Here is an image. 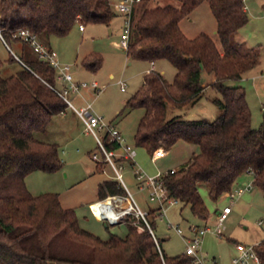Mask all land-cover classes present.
I'll list each match as a JSON object with an SVG mask.
<instances>
[{"label":"trees","instance_id":"16d2710c","mask_svg":"<svg viewBox=\"0 0 264 264\" xmlns=\"http://www.w3.org/2000/svg\"><path fill=\"white\" fill-rule=\"evenodd\" d=\"M178 1L179 6L145 7L144 0L139 17L133 16L128 57L168 60L176 74L168 82L161 72H148L119 115L144 110L134 140L151 154L159 147L170 150L180 140L197 147L191 161L174 173L168 171L162 181L170 197L206 221L210 211L200 193L201 184L216 202L251 170L254 186L264 194V102L262 124L253 128L245 88L228 83L240 82L258 64L256 54L243 55L231 43L232 36L249 21L244 0ZM203 2L209 3L216 18L219 44L206 34L189 39L181 30V20ZM115 16L111 0H0V30L7 43L22 42L14 37L21 29L39 38H62L77 24L109 25ZM23 46L33 51L28 43ZM24 53L20 57L32 71L22 67L3 78L0 61V264H193L185 253L165 254L161 240L159 253L143 224L139 231L127 221L125 237L112 234L102 240L80 226L76 212L63 208L57 194L33 195L27 189L25 178L31 173H55L64 166L58 145L38 134H47L52 117L68 105L47 85H56L55 69L37 54L29 58ZM11 61H16L13 55ZM102 63L100 55L90 53L82 65L96 73ZM204 72L215 79L211 85L221 95L215 103L222 113L212 122L179 116L167 119L169 106L194 104L202 96ZM105 144L118 149L108 138ZM124 193L114 179L100 183L97 189L98 200ZM149 211L154 229L158 209ZM61 245L73 253L63 252ZM257 253L264 264V241Z\"/></svg>","mask_w":264,"mask_h":264},{"label":"rangeland","instance_id":"374dc122","mask_svg":"<svg viewBox=\"0 0 264 264\" xmlns=\"http://www.w3.org/2000/svg\"><path fill=\"white\" fill-rule=\"evenodd\" d=\"M117 1L111 0L115 11H117L115 6ZM244 4L245 7H248L249 21L232 36L231 42L243 55L253 56L256 54L258 64L248 70L240 82L229 81L228 83L229 85H242L245 88L252 111V127L257 129L263 121L264 0H244ZM158 5L178 6L180 2L178 0H145V7ZM139 7L136 11V18L139 17L142 9ZM118 16L116 15L111 20L110 27L104 24H85L86 31L80 32L77 24L66 37H41L39 40L47 46V43H50L60 55L67 53L66 62L59 61L71 66L70 72L76 82L89 84V87L82 89L81 95L68 94L74 105L79 108L87 102L92 103L94 111L107 122L115 124L126 143L135 147L137 167L141 168L148 176H157L159 166L166 167L171 158L164 157L154 162L151 153L145 148L135 145V132L144 110L133 109L119 115L125 101L142 86L146 72L151 69V64L147 61L128 58L126 50L120 46L123 20ZM180 24L181 30L187 38L193 39L200 34H206L213 37L219 44L216 34L217 21L208 2L198 5L188 17L181 20ZM110 28L112 34L109 32ZM8 45L9 47L0 37L1 76L3 78L15 75L22 69V65L17 61H11L12 52L18 56L25 52V56L29 58L36 57V54L28 46H23L22 42L11 40ZM85 53L88 55L95 53L102 57V67L96 73L87 70L82 65ZM154 63L155 70L163 72L168 82L174 80L176 68L168 60ZM93 81L98 83L99 90L91 88L90 85ZM120 81L125 84V91L121 90ZM202 83H205L202 96L194 104L182 107L169 106L167 119L179 116L188 120L212 122L222 113L221 108L215 103V100L221 98V95L211 85V77L206 72L202 74ZM56 86L61 87L62 84L56 81ZM47 129V134H38V137L58 145L59 155L64 166L55 173L43 171L31 173L25 178L27 189L33 195L57 194L63 208L76 212L80 226L102 240H108L112 234L125 237L128 234L125 224L127 221H130L139 231H143L141 223L133 215L128 217L125 223L108 227L97 216L93 205L98 200V185L114 179L115 173L110 164L98 165L92 159V154L99 151L98 145L93 135L85 130V126L73 110L67 107L61 114L54 115ZM181 157L183 158V156ZM116 163L119 167L121 166L120 172L140 207L143 210L154 208L155 204L149 201L147 191H139L137 187L132 163L126 160L117 161V159ZM242 176L248 179V183H252L254 180L252 174L244 173ZM234 190H236L235 187L232 191L234 192ZM254 190H257L255 197L252 198L245 194L242 205V203H238V200L232 202L229 197H221L215 202L210 199L206 185H200L201 194L210 205L211 220L214 221L218 208H223L225 205L233 207V212L224 223L222 235L208 233L204 239L202 250L209 259L216 258L219 264H228L235 253V242L240 243L241 246H247L258 241V238L264 240V195L260 189L255 188ZM168 213L171 222L179 224L184 230H187L191 224L199 225L201 223L193 215L189 206H185L183 203L172 206ZM260 221H262L261 225H259ZM154 230L161 240L165 254L172 257L184 253L185 241L176 232L169 230L165 221L157 218ZM59 249L67 254L73 253L71 248L63 245Z\"/></svg>","mask_w":264,"mask_h":264},{"label":"built area","instance_id":"2783aa9c","mask_svg":"<svg viewBox=\"0 0 264 264\" xmlns=\"http://www.w3.org/2000/svg\"><path fill=\"white\" fill-rule=\"evenodd\" d=\"M144 0H118L115 4L117 12L124 16L123 26L121 27V39L120 46L127 51L132 33V18L136 14L137 8L143 3ZM84 24H79V29L83 31ZM0 37L4 44L9 47L8 43L4 39L0 30ZM15 38H18L23 43H28L37 56L48 62L56 71V80L59 81L62 86L47 85L61 98L68 107H70L82 121L85 126V130L91 133L96 140L99 151L92 154V159L99 164H110L112 167L116 180L119 185L125 190L124 194L109 195L108 197L98 200L93 208L101 218V220L107 225H116L125 223V220L132 215L136 217L139 223L143 224L152 235L156 248L159 253L162 254L160 246V238L156 235L155 230L150 224V211L143 210L133 193L130 191L127 183L124 180L120 168L116 163L117 161H130L134 168V176L137 181L139 191H147L149 201L155 204L158 209L157 218L166 222L167 228L176 232L186 244L184 253L193 259V264H219L216 258L209 259L203 252V242L208 233L221 236L223 233L224 223L227 220L231 210V205H225L216 214L212 224L205 223L204 225L191 224L187 230H184L179 224L171 222L168 216L169 209L180 203L179 199L169 196L163 181L162 176L165 174H158L157 176H148L141 168L137 167L136 157L137 151L134 146L126 143L121 131L115 124L107 122L102 116L97 114L93 105L87 102L81 107H77L68 97L69 93L81 95V91L84 88L89 87L87 82H76L73 74L70 72L71 66L69 64H62L58 59V53L51 47L42 43L39 37L33 34L29 29H21L14 34ZM16 61L22 65V67L32 71L21 59L20 56L12 52ZM121 90L125 91V84L120 81ZM91 88L99 90L98 83L93 81ZM101 90V89H100ZM108 138L110 142L115 143L118 146L117 150L108 149L105 144V139ZM119 152V153H118ZM166 156V150L163 147H159L152 154V160L154 162ZM176 169H171L170 172L174 173ZM168 173V172H167ZM247 173L253 175V171L249 170ZM254 187V183H248L243 188H238L225 193V197L233 199L235 196H240L244 191L251 190ZM96 207V208H95ZM209 220V219H208ZM207 220V221H208ZM262 222H259L261 225ZM261 242H255L247 246H241L239 252L232 258L230 264H261L260 257L257 253V247Z\"/></svg>","mask_w":264,"mask_h":264},{"label":"crops","instance_id":"0c3cea01","mask_svg":"<svg viewBox=\"0 0 264 264\" xmlns=\"http://www.w3.org/2000/svg\"><path fill=\"white\" fill-rule=\"evenodd\" d=\"M179 6V5H178ZM246 8V11L248 12V7L246 6L245 7ZM138 9V8H137ZM137 11V10H136ZM116 12V15H119L118 17H119V19H121V20H123V22H124V16L122 15V14H120V13H118L117 11H115ZM110 25L111 24H109V25H106L107 27H110ZM85 26V25H84ZM180 27H181V24H180ZM79 29V28H78ZM79 31L80 32H85L86 31V27L84 28V30L83 31H81L80 29H79ZM109 32H110V34H112V29L110 28L109 29ZM51 38H53V37H51ZM231 41H232V38H231ZM49 42H50V40H49ZM232 43V42H231ZM48 44V46L49 47H51V48H53L51 45H50V43H47ZM88 55V53H85V55H83V59L85 58V56H87ZM58 57H60L59 58V60L62 62V63H64V62H66V60H67V53H65V54H62L61 53V55L60 54H58ZM72 58V57H71ZM129 58V57H128ZM150 64H151V69L150 70H148L147 72H146V74L148 73V72H150L151 70H155V67H154V65H155V63L154 62H150ZM160 72V71H159ZM162 74H163V72H161ZM164 75V74H163ZM210 77H211V84L214 82V77L212 76V75H209ZM165 77V76H164ZM145 78V77H144ZM243 79V78H242ZM77 82H79V81H77ZM143 82H144V80H143ZM203 86H204V88H205V83L203 84ZM126 102V101H125ZM73 112H74V110H73ZM75 113V112H74ZM76 114V113H75ZM77 115V114H76ZM80 119V118H79ZM82 122V121H81ZM197 153V147L196 146H194V145H191V144H189V143H187V142H185V141H183V140H180V141H178L170 150H166V156L165 157H170L171 159H170V163L166 166V167H160L159 166V168H158V171H157V173H156V175H158V174H165V173H167L168 171H170L171 169H179V168H181L184 164H186L187 162H189V161H191V159L193 158V156L195 155ZM181 156H183V158L181 157ZM164 158V157H163ZM162 159V158H161ZM160 160V159H159ZM157 162V161H156ZM89 172H90V170H89ZM254 178V177H253ZM249 181H248V179H246L245 178V176H240L238 179H237V181L235 182V184H234V186L233 187H235L236 189H240V188H243L247 183H248ZM26 186H27V183H26ZM28 187V186H27ZM138 187V186H137ZM258 189L257 187H255L254 186V188H252L251 190H247V191H244L243 193H242V195H240V196H235L233 199H231L230 198V200L232 201V202H234L235 200H238V203L240 202V203H242V205H243V196L245 195V194H248L249 195V197H255V195H256V191L257 190H254V189ZM205 190V189H204ZM208 191V190H207ZM206 191V192H207ZM200 193H201V191H200ZM208 193V192H207ZM35 195V194H34ZM202 195V194H201ZM264 195V194H263ZM98 196V195H97ZM203 197V196H202ZM222 197H224L225 198V194L224 195H222ZM203 199H204V201H205V203H206V205H207V207H208V209L210 208L209 206V204H208V202L205 200V198L203 197ZM98 201V200H97ZM245 201V200H244ZM232 206V205H231ZM233 208V207H232ZM221 209V208H220ZM219 208L217 209V211H216V214L219 212V210H220ZM233 212V209L231 210V212H230V214ZM230 214H229V216H230ZM229 216H228V218H229ZM211 218H212V216H211V214L209 215V220L207 221H200L201 223L199 224V225H204L205 223H210V224H212L213 223V220H211ZM227 218V219H228ZM262 222V221H261ZM213 234V233H212ZM258 241H255V242H262V241H264V240H262L261 238H258L257 239ZM252 244V243H251ZM245 245V244H244ZM248 245H250V244H248ZM243 246V245H242ZM241 247V244L240 243H238V242H235L234 243V249H235V253H234V256L240 251L239 250V248ZM205 254V253H204ZM207 255V254H206ZM233 256V257H234ZM232 257V258H233ZM231 262V261H230ZM230 262L228 263V264H230Z\"/></svg>","mask_w":264,"mask_h":264},{"label":"water","instance_id":"95a60500","mask_svg":"<svg viewBox=\"0 0 264 264\" xmlns=\"http://www.w3.org/2000/svg\"><path fill=\"white\" fill-rule=\"evenodd\" d=\"M105 226H107V225L105 224Z\"/></svg>","mask_w":264,"mask_h":264}]
</instances>
